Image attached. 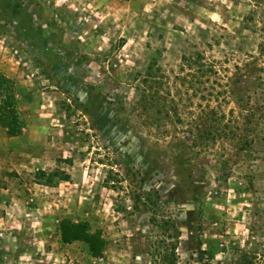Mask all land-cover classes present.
Returning a JSON list of instances; mask_svg holds the SVG:
<instances>
[{
  "label": "rangeland",
  "instance_id": "1",
  "mask_svg": "<svg viewBox=\"0 0 264 264\" xmlns=\"http://www.w3.org/2000/svg\"><path fill=\"white\" fill-rule=\"evenodd\" d=\"M0 77V264H264V0H0Z\"/></svg>",
  "mask_w": 264,
  "mask_h": 264
},
{
  "label": "trees",
  "instance_id": "2",
  "mask_svg": "<svg viewBox=\"0 0 264 264\" xmlns=\"http://www.w3.org/2000/svg\"><path fill=\"white\" fill-rule=\"evenodd\" d=\"M0 84L3 86L2 89L7 91L6 97L8 105L13 107L12 110H9V114L7 116L0 114V123L7 128V133L9 135H20L22 134L25 125L22 118L20 120L18 116L17 118L13 115V112L15 113L14 110L17 109L16 98L14 95L15 88L13 83L4 77H0ZM60 174L61 173L58 170L51 173L40 171L39 176L45 179L44 184L50 185L52 183V179L55 177L59 176V179H67L69 177L67 174ZM61 228L62 236L65 241L83 240L90 245L91 251L94 255H100L102 253L105 240L100 232L91 231V227L87 221H65L62 223Z\"/></svg>",
  "mask_w": 264,
  "mask_h": 264
},
{
  "label": "crops",
  "instance_id": "3",
  "mask_svg": "<svg viewBox=\"0 0 264 264\" xmlns=\"http://www.w3.org/2000/svg\"><path fill=\"white\" fill-rule=\"evenodd\" d=\"M5 130H6V133H7V129H6V127H5ZM7 135H9L8 133H7ZM20 136V135H19ZM14 136H12V135H10V137H8V138H13ZM35 185L36 186H39V187H49L48 185H44V184H39V183H37V182H35Z\"/></svg>",
  "mask_w": 264,
  "mask_h": 264
}]
</instances>
